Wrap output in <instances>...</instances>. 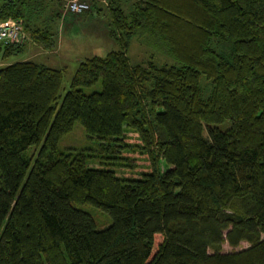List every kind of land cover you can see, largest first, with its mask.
<instances>
[{
	"label": "trees",
	"instance_id": "1",
	"mask_svg": "<svg viewBox=\"0 0 264 264\" xmlns=\"http://www.w3.org/2000/svg\"><path fill=\"white\" fill-rule=\"evenodd\" d=\"M57 1L0 0L25 35L0 61L51 45ZM104 6L119 47L62 97V69L0 66V264H264V0ZM133 38L167 59L131 64ZM75 123L90 146L60 150Z\"/></svg>",
	"mask_w": 264,
	"mask_h": 264
},
{
	"label": "rangeland",
	"instance_id": "2",
	"mask_svg": "<svg viewBox=\"0 0 264 264\" xmlns=\"http://www.w3.org/2000/svg\"><path fill=\"white\" fill-rule=\"evenodd\" d=\"M92 1L86 0L89 7L101 5L103 8L98 14H95L93 9L91 11H88V9L81 14L68 12L65 7L67 0L57 1L52 7H55L61 13L53 24V42L51 45L45 47L41 44H34L29 39L28 34H26V44H24L23 52L19 55L11 56L9 59L4 60V62L0 61V66L22 60H32L51 68L62 69L63 75L60 89L62 97L69 89V84L78 61L92 56H104L108 51L117 50L119 47L118 41L116 42L115 38L109 33L110 17L104 6L107 0H95L96 3H93V5ZM128 1L131 2L132 0ZM127 49V57L131 64L148 61L159 63L163 62V58H166L154 45L144 40L140 42L136 38H133L129 42ZM227 51L225 48L220 49L222 55H226ZM201 85L203 87V97L208 96L209 90L207 86H204L205 81L203 78L201 79ZM82 90L85 94L98 91L100 90V82L93 87L83 88ZM227 125L228 123H224L220 127L223 129ZM203 136L206 138V133H203ZM90 144L82 127L78 123H75L71 132L60 138L58 148L60 150L66 148L80 149L88 147ZM75 206L91 215L97 229H102L110 223L108 215L90 205ZM247 247V243H241L239 247L234 249L223 245L222 251H239Z\"/></svg>",
	"mask_w": 264,
	"mask_h": 264
},
{
	"label": "built area",
	"instance_id": "3",
	"mask_svg": "<svg viewBox=\"0 0 264 264\" xmlns=\"http://www.w3.org/2000/svg\"><path fill=\"white\" fill-rule=\"evenodd\" d=\"M66 10L75 14H81L89 9L86 0H67ZM25 39L22 26L17 20L8 19L0 22V43L8 45L11 43L21 44Z\"/></svg>",
	"mask_w": 264,
	"mask_h": 264
}]
</instances>
